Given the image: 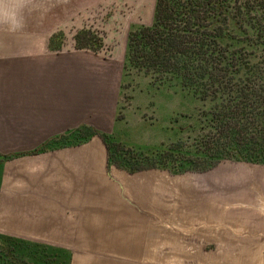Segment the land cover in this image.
<instances>
[{
    "label": "crops",
    "instance_id": "1",
    "mask_svg": "<svg viewBox=\"0 0 264 264\" xmlns=\"http://www.w3.org/2000/svg\"><path fill=\"white\" fill-rule=\"evenodd\" d=\"M28 23L0 22V153L16 155L0 234L51 248L43 264H264V165L129 173L97 135L31 153L82 125L110 131L122 63L51 50L48 24Z\"/></svg>",
    "mask_w": 264,
    "mask_h": 264
},
{
    "label": "trees",
    "instance_id": "2",
    "mask_svg": "<svg viewBox=\"0 0 264 264\" xmlns=\"http://www.w3.org/2000/svg\"><path fill=\"white\" fill-rule=\"evenodd\" d=\"M241 1L154 0L150 22L128 30L118 90L143 79L151 92L162 89L175 108L183 105L188 121L172 127L168 137L133 147L112 134L113 125L105 132L82 125L31 153L97 135L109 166L129 173L205 172L224 161L264 165V0ZM80 31L74 48L99 51L89 41L80 44ZM14 156L0 153V179L3 162ZM50 250L0 234V264H43Z\"/></svg>",
    "mask_w": 264,
    "mask_h": 264
},
{
    "label": "rangeland",
    "instance_id": "3",
    "mask_svg": "<svg viewBox=\"0 0 264 264\" xmlns=\"http://www.w3.org/2000/svg\"><path fill=\"white\" fill-rule=\"evenodd\" d=\"M20 1L11 0L10 4L6 1L3 5H17L23 25H28L29 21L48 24L51 50L73 48L75 34L85 30L80 31V44L89 41V45L93 43L92 47L99 45V51L95 54L108 59L115 66L122 63L128 30L136 24H148L154 4V0ZM3 21L6 20L0 19V22ZM126 78L124 80L127 81ZM162 93V89L151 92L143 79H136L131 87H124L120 92L118 90L111 120L114 126L112 134L125 145L147 147L168 137L171 128L182 120L188 121L181 113L183 105L175 108ZM173 110L179 113L175 115V120L171 119Z\"/></svg>",
    "mask_w": 264,
    "mask_h": 264
},
{
    "label": "clouds",
    "instance_id": "4",
    "mask_svg": "<svg viewBox=\"0 0 264 264\" xmlns=\"http://www.w3.org/2000/svg\"><path fill=\"white\" fill-rule=\"evenodd\" d=\"M0 19H5L13 29L20 27L19 7L17 5H0Z\"/></svg>",
    "mask_w": 264,
    "mask_h": 264
}]
</instances>
